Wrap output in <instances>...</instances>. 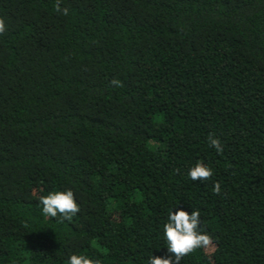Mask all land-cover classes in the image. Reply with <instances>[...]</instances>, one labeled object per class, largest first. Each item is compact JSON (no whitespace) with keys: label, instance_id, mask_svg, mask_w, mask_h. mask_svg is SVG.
Returning <instances> with one entry per match:
<instances>
[{"label":"trees","instance_id":"1","mask_svg":"<svg viewBox=\"0 0 264 264\" xmlns=\"http://www.w3.org/2000/svg\"><path fill=\"white\" fill-rule=\"evenodd\" d=\"M0 19V264H147L177 205L213 237L179 264H264V0H0ZM68 188L80 211L46 217Z\"/></svg>","mask_w":264,"mask_h":264},{"label":"clouds","instance_id":"2","mask_svg":"<svg viewBox=\"0 0 264 264\" xmlns=\"http://www.w3.org/2000/svg\"><path fill=\"white\" fill-rule=\"evenodd\" d=\"M56 11L65 16L69 14V9L61 8L59 3H57ZM4 27V21L0 19V32L4 30ZM111 83L117 87L120 86L118 80H113ZM208 143L217 152L223 151L218 138L210 135ZM187 175L193 181H206L212 177L213 169L198 161L188 169ZM220 190V184L217 182L214 191L220 193ZM39 204L42 205V213L46 217L60 220L71 221L73 216L80 211V205L71 188L53 190L47 195H41ZM161 237L171 255L161 257L152 254L148 257L147 264H179L184 256L194 250L205 249L207 251L213 245L212 235L201 227L200 212L192 209L189 213L188 210L178 205L168 211L167 220L162 225ZM67 264H101V261L87 253H73L68 257Z\"/></svg>","mask_w":264,"mask_h":264}]
</instances>
